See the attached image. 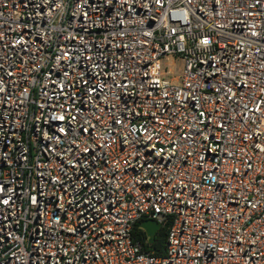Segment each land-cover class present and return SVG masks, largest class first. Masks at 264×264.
Returning a JSON list of instances; mask_svg holds the SVG:
<instances>
[{"label": "built area", "instance_id": "2783aa9c", "mask_svg": "<svg viewBox=\"0 0 264 264\" xmlns=\"http://www.w3.org/2000/svg\"><path fill=\"white\" fill-rule=\"evenodd\" d=\"M0 264H264V0H0Z\"/></svg>", "mask_w": 264, "mask_h": 264}, {"label": "trees", "instance_id": "16d2710c", "mask_svg": "<svg viewBox=\"0 0 264 264\" xmlns=\"http://www.w3.org/2000/svg\"><path fill=\"white\" fill-rule=\"evenodd\" d=\"M139 222L140 221H136L131 230L133 241L138 242L141 245L142 250L146 252H150L156 256H164L169 222L162 225L152 237H149L139 226Z\"/></svg>", "mask_w": 264, "mask_h": 264}, {"label": "water", "instance_id": "95a60500", "mask_svg": "<svg viewBox=\"0 0 264 264\" xmlns=\"http://www.w3.org/2000/svg\"><path fill=\"white\" fill-rule=\"evenodd\" d=\"M139 226L146 232L149 237L154 236L156 231L161 227L160 223L154 219L140 220Z\"/></svg>", "mask_w": 264, "mask_h": 264}, {"label": "rangeland", "instance_id": "374dc122", "mask_svg": "<svg viewBox=\"0 0 264 264\" xmlns=\"http://www.w3.org/2000/svg\"><path fill=\"white\" fill-rule=\"evenodd\" d=\"M164 64L167 65V69H169V76L171 75L172 77H177L179 74V69H180V61L178 58L176 59H168L166 61H163Z\"/></svg>", "mask_w": 264, "mask_h": 264}]
</instances>
